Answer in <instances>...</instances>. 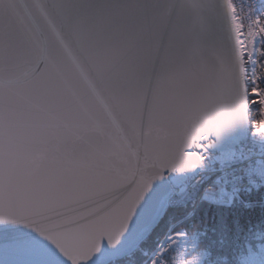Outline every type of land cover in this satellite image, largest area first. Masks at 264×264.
Returning a JSON list of instances; mask_svg holds the SVG:
<instances>
[{
	"label": "snow or ice",
	"instance_id": "snow-or-ice-1",
	"mask_svg": "<svg viewBox=\"0 0 264 264\" xmlns=\"http://www.w3.org/2000/svg\"><path fill=\"white\" fill-rule=\"evenodd\" d=\"M0 264H264V0H0Z\"/></svg>",
	"mask_w": 264,
	"mask_h": 264
},
{
	"label": "water",
	"instance_id": "water-1",
	"mask_svg": "<svg viewBox=\"0 0 264 264\" xmlns=\"http://www.w3.org/2000/svg\"><path fill=\"white\" fill-rule=\"evenodd\" d=\"M14 259H21L22 260V259H24V257H22V256L21 257H14Z\"/></svg>",
	"mask_w": 264,
	"mask_h": 264
},
{
	"label": "trees",
	"instance_id": "trees-1",
	"mask_svg": "<svg viewBox=\"0 0 264 264\" xmlns=\"http://www.w3.org/2000/svg\"><path fill=\"white\" fill-rule=\"evenodd\" d=\"M259 211H260V210H259V209H257V210H256V214H259Z\"/></svg>",
	"mask_w": 264,
	"mask_h": 264
}]
</instances>
